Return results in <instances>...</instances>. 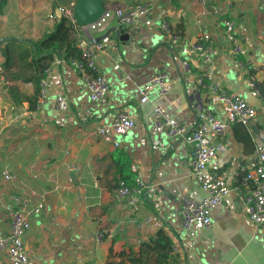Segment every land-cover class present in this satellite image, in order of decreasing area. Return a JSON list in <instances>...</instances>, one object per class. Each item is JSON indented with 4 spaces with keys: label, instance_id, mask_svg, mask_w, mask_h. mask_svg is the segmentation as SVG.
Returning a JSON list of instances; mask_svg holds the SVG:
<instances>
[{
    "label": "crops",
    "instance_id": "1",
    "mask_svg": "<svg viewBox=\"0 0 264 264\" xmlns=\"http://www.w3.org/2000/svg\"><path fill=\"white\" fill-rule=\"evenodd\" d=\"M53 1L52 10L57 7ZM104 1L107 7H118L146 0ZM151 1L153 8L139 24L125 26L128 41L117 36L121 23L116 18L103 31L92 33V44H104L98 53L99 67L110 81L104 105L89 100L80 75L67 62L56 67L51 98L39 111L30 110L27 101L17 104L9 93L16 85L21 94L34 95L33 84L5 82L0 75V225L9 230L8 210L15 204L10 195L35 194L44 208L30 215L31 229L24 244L36 264H105L111 254L130 248L139 251L159 230L173 238L179 264H264V228L248 219L235 190L242 175L255 166L254 137L263 125L261 118L249 126L229 125L217 139L224 150L209 170L227 174L232 190L214 211L207 231L198 227L185 231L181 225L182 196H204L189 166L192 148L184 138L150 132L155 104H162L190 130L203 111L224 117L223 109L196 89V80L204 72H210L225 89L247 100L254 98L245 83L246 72L232 63L224 40L221 15L216 11L224 0ZM230 1V7L224 5L225 15L237 21V35L248 56L264 68V0ZM164 20L181 36L180 44L172 45L160 29ZM56 21L48 16L42 33L52 30ZM203 34L211 36L217 50L208 65L186 52L189 41ZM7 35L12 34L0 32L1 37ZM37 36L26 34L24 39ZM181 60L190 61L192 74L182 72ZM163 63L169 66L172 91L160 98L153 89L150 100L143 103L136 89L157 75ZM59 94L66 95L69 103L62 113L55 108ZM124 110L134 115L136 126L119 138V147L90 133L92 126L110 123ZM70 164L77 170L70 171ZM5 169L14 177L10 182L2 179ZM129 175L134 179L141 175L149 187L140 202L141 217L154 219L146 230L131 223L129 207L111 193ZM99 232L105 237L97 247ZM0 264H9L5 255H0Z\"/></svg>",
    "mask_w": 264,
    "mask_h": 264
},
{
    "label": "built area",
    "instance_id": "2",
    "mask_svg": "<svg viewBox=\"0 0 264 264\" xmlns=\"http://www.w3.org/2000/svg\"><path fill=\"white\" fill-rule=\"evenodd\" d=\"M202 3H205V0H202ZM230 4V0H224L223 4L216 5V11L221 15L219 21L223 27V36L231 54L232 63L246 72V86L252 97L257 99V104L249 102L234 91L225 89L215 81L210 72H204L196 80V89L210 96L213 103L223 109V118L212 111H203L199 114L196 127L190 130L172 117L162 104H155L153 107L151 134L162 135L169 139H185L192 148L189 163L192 175L204 191V196L200 199L189 195H183L181 198L180 217L182 229L185 231H191L196 227L206 231L210 230L213 225L214 211L224 203L232 190L227 182V174H214L209 170L217 154L224 150V146L217 142V139L224 134L229 125L239 123L249 126L258 117L263 121V125L254 137L255 166L242 175L235 190L242 201L248 219L264 228V68L258 67L248 56L247 49L237 35V21L225 15L224 5L230 7ZM153 5L151 0H146L118 7L105 6V12L97 22L88 27H79L77 48L80 58H73L69 61L56 59L46 69L39 82L36 111L41 110L49 102L55 69L64 62L70 64L80 75L89 100L99 105L106 104L110 81L98 64V53L104 49V44H92V33L103 31L113 18L124 26H135L153 8ZM73 7L74 5L71 7L57 5L49 18L58 20L64 16L76 25L73 19ZM159 27L167 34L172 45L180 44L181 36L176 33L168 20H164ZM186 52L196 57L202 64L208 65L212 62L217 50L211 36L203 34L198 39L189 41ZM178 63L183 73L192 74L193 67L190 61L181 60ZM172 88L169 66L163 63L161 71L143 86H138L136 90L141 101L145 103L150 100L149 94L153 89L157 90L160 98H164L170 94ZM68 105L66 95L59 94L55 101L56 110L62 113L67 110ZM135 126L134 115L124 110L119 112L112 122H102L92 126L90 133L95 138L117 148L120 146L119 138L127 135ZM67 168L70 171L77 170L74 164L67 165ZM1 176L6 182L14 179L8 169L3 170ZM148 188L141 175H138L132 184L121 180L111 190L113 196L129 207L132 212L130 221L140 230L148 229L154 221L153 217H141L140 215V202ZM9 199L15 204L8 210L9 230H5L0 225V255H5L9 264H36L26 251L24 239L31 229L30 215L40 214L44 205L36 202L35 194L24 196L12 194ZM2 202L3 197L0 194V208ZM104 237V232L97 233V247L103 244Z\"/></svg>",
    "mask_w": 264,
    "mask_h": 264
},
{
    "label": "trees",
    "instance_id": "3",
    "mask_svg": "<svg viewBox=\"0 0 264 264\" xmlns=\"http://www.w3.org/2000/svg\"><path fill=\"white\" fill-rule=\"evenodd\" d=\"M56 1L58 6L71 7L76 0ZM9 8V0H0V17L6 16ZM56 22L52 30L44 31L34 39L0 36V75L4 76L5 82L35 86V94L30 96L21 94L16 85L9 89L17 104L27 101L32 111L36 109L39 82L46 69L56 59L69 61L80 58L76 39L79 27L64 16ZM134 180L131 175L122 177V181L127 184H132ZM174 247V240L169 233L159 230L141 244L139 251L130 248L119 254H111L105 264H179Z\"/></svg>",
    "mask_w": 264,
    "mask_h": 264
},
{
    "label": "rangeland",
    "instance_id": "4",
    "mask_svg": "<svg viewBox=\"0 0 264 264\" xmlns=\"http://www.w3.org/2000/svg\"><path fill=\"white\" fill-rule=\"evenodd\" d=\"M9 12L0 17L1 34H12L19 38L40 35L52 10L53 0H9Z\"/></svg>",
    "mask_w": 264,
    "mask_h": 264
},
{
    "label": "water",
    "instance_id": "5",
    "mask_svg": "<svg viewBox=\"0 0 264 264\" xmlns=\"http://www.w3.org/2000/svg\"><path fill=\"white\" fill-rule=\"evenodd\" d=\"M105 12L104 0H76L73 7V19L78 27H88L97 22ZM126 27L122 24L118 27L116 33L121 40L128 41L129 37L125 35ZM257 99H248L255 103Z\"/></svg>",
    "mask_w": 264,
    "mask_h": 264
}]
</instances>
